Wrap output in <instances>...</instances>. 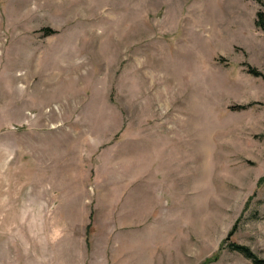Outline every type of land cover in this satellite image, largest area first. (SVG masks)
Segmentation results:
<instances>
[{"label":"rangeland","instance_id":"1","mask_svg":"<svg viewBox=\"0 0 264 264\" xmlns=\"http://www.w3.org/2000/svg\"><path fill=\"white\" fill-rule=\"evenodd\" d=\"M260 10L0 0V264L264 257Z\"/></svg>","mask_w":264,"mask_h":264},{"label":"trees","instance_id":"2","mask_svg":"<svg viewBox=\"0 0 264 264\" xmlns=\"http://www.w3.org/2000/svg\"><path fill=\"white\" fill-rule=\"evenodd\" d=\"M257 25L264 29V12L262 10L258 11ZM240 107H245V105H241ZM232 234L233 231L229 233V236L226 238L227 241L231 239ZM229 245L231 248L236 249L249 257L254 262V264H264V257L254 252L251 247L234 241H230Z\"/></svg>","mask_w":264,"mask_h":264},{"label":"crops","instance_id":"3","mask_svg":"<svg viewBox=\"0 0 264 264\" xmlns=\"http://www.w3.org/2000/svg\"><path fill=\"white\" fill-rule=\"evenodd\" d=\"M95 216H96V217H98V210H97V212H96ZM96 222H97V221H96ZM95 227H97V226H95Z\"/></svg>","mask_w":264,"mask_h":264}]
</instances>
